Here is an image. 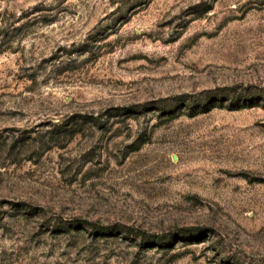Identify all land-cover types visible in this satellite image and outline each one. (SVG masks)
I'll return each instance as SVG.
<instances>
[{
	"label": "rangeland",
	"instance_id": "obj_1",
	"mask_svg": "<svg viewBox=\"0 0 264 264\" xmlns=\"http://www.w3.org/2000/svg\"><path fill=\"white\" fill-rule=\"evenodd\" d=\"M263 96L264 0H0V264H264Z\"/></svg>",
	"mask_w": 264,
	"mask_h": 264
},
{
	"label": "trees",
	"instance_id": "obj_2",
	"mask_svg": "<svg viewBox=\"0 0 264 264\" xmlns=\"http://www.w3.org/2000/svg\"><path fill=\"white\" fill-rule=\"evenodd\" d=\"M212 94V93H211ZM247 97L248 96H245L244 98H246L245 100H248L247 99ZM219 98H221V97H219V96H217V95H215L214 96V98L213 99H211V100H213L214 102H218V101H222V100H220ZM207 100L208 99H206V101H202L200 104V106H205V104H207L206 102H207ZM258 100L261 102V101H263L264 100V96L263 97H259L258 98ZM247 102V101H246ZM247 103H245L244 105H238V107H234V108H242V107H245V105H246ZM252 104L250 103L249 105H247V106H251ZM221 106H223V103L221 104ZM233 106H235V105H231L229 108H233ZM241 106V107H240ZM167 243H169V240H168V242Z\"/></svg>",
	"mask_w": 264,
	"mask_h": 264
}]
</instances>
